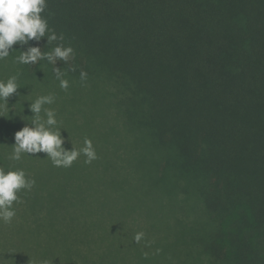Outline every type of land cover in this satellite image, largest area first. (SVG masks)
<instances>
[{
	"label": "trees",
	"instance_id": "obj_1",
	"mask_svg": "<svg viewBox=\"0 0 264 264\" xmlns=\"http://www.w3.org/2000/svg\"><path fill=\"white\" fill-rule=\"evenodd\" d=\"M44 15L75 49L57 65L73 86L84 85L82 70L87 82L121 83L119 114L148 156L90 165L81 156L67 169L45 153L7 159L31 121L21 86L0 117V167L23 168L36 185L20 194L14 221L0 222V264H129L117 214L133 170L149 175L146 196L169 221L179 262L264 264V0H48ZM73 135H64L69 150L80 142ZM181 192L202 204L200 217L183 206L184 225L172 214ZM158 254L133 264H164Z\"/></svg>",
	"mask_w": 264,
	"mask_h": 264
},
{
	"label": "rangeland",
	"instance_id": "obj_2",
	"mask_svg": "<svg viewBox=\"0 0 264 264\" xmlns=\"http://www.w3.org/2000/svg\"><path fill=\"white\" fill-rule=\"evenodd\" d=\"M48 50L49 47L42 48V51L47 52ZM18 55H20L19 51L13 52L7 60L0 62V79L6 80L8 76L14 75L17 72L23 73L24 77L20 78L19 81L20 85L25 89V93L21 94L24 95L26 100H35L33 99L34 97L49 93L55 94V103L48 107L55 109L63 136L66 134L75 135L77 133L78 137L76 140L80 139L81 142L74 143L77 149L83 147V141L87 137L93 141L99 159L113 162L116 159L132 161L134 159L133 156L147 158L148 155L145 154L144 147L140 143L129 141L133 139V134L139 135L140 131L127 127L123 117L119 114L120 107L118 106L120 105L119 101H121L119 88H121V92H124V90L118 80L104 78L103 74H101L99 76L101 78L96 79L100 82L96 81L93 77V80L86 82V85H78L77 87V85L73 86L75 80L73 81L67 77L70 81V88L65 91L59 87V81L55 77L51 64L47 62L45 64H37L34 73H32L30 70L24 69V65L13 62L14 58ZM23 69L26 73H24ZM128 93L130 94V92ZM16 95H19V93L9 98V106L16 100ZM68 100L77 101L76 106L79 107L80 111H84L82 112L83 115L77 112V110L74 111L73 106L67 104ZM11 109H14V107H11L10 111ZM8 111V108L0 109V114L4 116ZM11 114L18 120L19 117L15 113ZM84 114L88 115L84 116ZM29 115H32L30 110ZM0 117L2 118V116ZM9 120L13 121L10 118ZM74 135L68 139V142L73 139ZM170 165H173L172 161ZM172 170H169V174H171ZM130 179L131 186L120 194L122 209L120 214H117V220L122 223L123 227L121 229L123 236L122 244L125 246L124 251L126 252L125 255L128 258L129 264H133L134 256L140 262L147 259L153 260L155 252L159 248L161 252H159L158 256L161 263L182 264L179 262L182 257L177 246L174 248V243L166 241L169 238V234L165 225H168L169 221L167 220L166 222L164 220V213L157 212L153 197L146 196L150 189L149 175L147 179V176L142 171L133 170ZM187 195L188 193L181 192L180 195L175 196L178 207L176 205V209L172 211L173 218L178 216V218L183 219V225L188 222V219L186 220L187 212H184L186 218L182 213L183 206L185 209L190 205L199 217L202 214V204L200 203V206L194 197L187 201L192 194L185 200ZM159 199L164 200L165 198L161 197ZM171 225L173 226L172 221ZM138 232L145 233V239L141 240L139 244L134 241V236ZM49 234L47 232V240L49 239ZM207 263L209 261L202 262V264Z\"/></svg>",
	"mask_w": 264,
	"mask_h": 264
},
{
	"label": "clouds",
	"instance_id": "obj_3",
	"mask_svg": "<svg viewBox=\"0 0 264 264\" xmlns=\"http://www.w3.org/2000/svg\"><path fill=\"white\" fill-rule=\"evenodd\" d=\"M48 10V0H0V62L18 50L14 45H27L26 51H19L20 55L14 58V63L21 65H40L41 61L53 65L59 87L67 91L70 88V81L66 78L67 70L61 71L58 62L68 64L75 58V49L65 46L63 33L59 35L49 27V20L44 13ZM46 40V46L54 41H60L50 51H42L39 46ZM36 41V45L30 42ZM75 71V68H71ZM21 73L17 72L8 78L0 79V109H9V98L18 93L22 88L19 79ZM88 73L80 72V81L86 85ZM28 96V95H27ZM29 101V110L32 113L31 121L14 135V145L7 159L20 162L25 157H36L39 153H45L46 158L52 161L57 168H70L81 156L85 157V164H92L99 159V155L90 138L85 137L83 147L77 149L73 144L71 150L65 147L66 138L62 135L59 127L55 109L48 107L56 101L53 93L38 96L35 100ZM18 104V103H17ZM15 104L13 107H15ZM0 116H3L0 114ZM4 117V116H3ZM25 119V117H23ZM26 120V119H25ZM36 185L34 178H29L23 168L5 169L0 167V222L11 224L16 215V205L23 203L21 193L27 195ZM145 239L144 232H138L134 241L139 244ZM161 250L157 249V253ZM147 255V254H146Z\"/></svg>",
	"mask_w": 264,
	"mask_h": 264
}]
</instances>
